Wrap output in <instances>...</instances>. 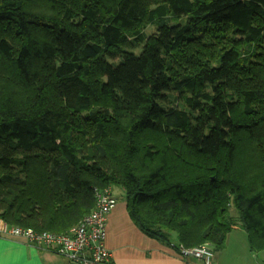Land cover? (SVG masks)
<instances>
[{
  "label": "trees",
  "instance_id": "trees-1",
  "mask_svg": "<svg viewBox=\"0 0 264 264\" xmlns=\"http://www.w3.org/2000/svg\"><path fill=\"white\" fill-rule=\"evenodd\" d=\"M114 187L151 239L264 250V0H0V220Z\"/></svg>",
  "mask_w": 264,
  "mask_h": 264
},
{
  "label": "crops",
  "instance_id": "crops-1",
  "mask_svg": "<svg viewBox=\"0 0 264 264\" xmlns=\"http://www.w3.org/2000/svg\"><path fill=\"white\" fill-rule=\"evenodd\" d=\"M120 192L116 199L121 197L122 193ZM239 231L243 230L234 227L227 235L224 248L218 252L214 251V264L248 263V259L237 256V253L242 251V249L240 250V246L244 248L243 243H240L244 241V238L239 241L236 234H234V232ZM230 239H232L235 244H238H233L229 249ZM176 244L177 242L172 240L171 244L168 245L151 239L143 234L130 220L126 210L125 200L117 201L115 208L108 215L105 245L111 252L110 264H201V262L197 260L181 255L177 248H175ZM245 245L247 249H249L247 238ZM235 252L237 253L235 254ZM256 257L260 259L261 263H256L255 259V264H264V250L260 251ZM0 264L73 263L52 252L33 248L22 239L0 238Z\"/></svg>",
  "mask_w": 264,
  "mask_h": 264
},
{
  "label": "built area",
  "instance_id": "built-area-1",
  "mask_svg": "<svg viewBox=\"0 0 264 264\" xmlns=\"http://www.w3.org/2000/svg\"><path fill=\"white\" fill-rule=\"evenodd\" d=\"M117 203L110 188L95 190L94 208L65 233L35 232L0 221V238L22 239L29 246L64 257L73 264H110L111 252L106 248L108 215ZM183 256L201 264H214V252L209 244L186 249L176 247Z\"/></svg>",
  "mask_w": 264,
  "mask_h": 264
},
{
  "label": "rangeland",
  "instance_id": "rangeland-1",
  "mask_svg": "<svg viewBox=\"0 0 264 264\" xmlns=\"http://www.w3.org/2000/svg\"><path fill=\"white\" fill-rule=\"evenodd\" d=\"M143 32H144V34L147 36V35H150V34H153V33H155L156 32V26L155 25H146V26H144L143 27V30H142ZM118 190H120V191H118ZM113 192H114V195L117 197L118 196V194H119V192L120 193H122L121 194V197L123 198H118L117 199V201H119V200H124V193H123V190L121 189V188H116V187H114L113 188ZM233 213H236L234 210H233ZM233 213H232V211H231V214L233 215ZM0 221H2V220H0ZM3 222V221H2ZM5 223V222H4ZM7 224V223H6ZM10 226V225H9ZM234 234H236V236H237V238H238V240L239 241H241V239H243L244 238V241H241L240 243L242 244L243 243V246H244V248H242L241 246H240V250L242 249V251H240L239 253H237V252H235V254L237 253V256H239V257H243L244 259H248V263L247 264H255V259H256V263H261V261H260V259L258 258L257 259V257H256V255L258 254V253H260V251L259 252H255V253H251V252H249L248 250L249 249H247V247H246V237H245V233L243 232V231H239V232H234ZM205 244H208V243H205ZM233 244H235L234 243V241L232 240V239H230V241H229V249L232 247V245ZM238 244V243H237ZM237 244H235V245H237ZM203 245V244H202ZM210 245V244H209ZM234 247V246H233ZM237 249H238V247H237ZM262 254V253H261ZM64 258V257H63Z\"/></svg>",
  "mask_w": 264,
  "mask_h": 264
}]
</instances>
